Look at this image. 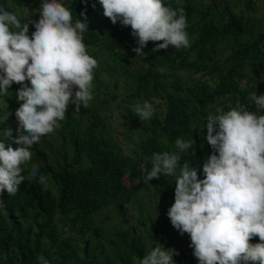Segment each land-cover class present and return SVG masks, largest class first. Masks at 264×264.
Wrapping results in <instances>:
<instances>
[{"label": "trees", "instance_id": "1", "mask_svg": "<svg viewBox=\"0 0 264 264\" xmlns=\"http://www.w3.org/2000/svg\"><path fill=\"white\" fill-rule=\"evenodd\" d=\"M172 2L163 0L183 9L190 46L153 51L162 41H150L145 54L136 55L130 26L112 24L98 0H74L73 20L87 16L83 43L98 62L93 99L78 111L69 105L61 126L30 149L18 192L0 193V264H43L40 256L48 264H139L158 244L177 241L174 233L182 238L167 216L174 179L160 175L145 182L142 168L151 169L154 153L177 151V138L193 139V147L179 153V166L187 162L203 179L212 153L207 114L238 104L257 111L249 94H264V0ZM38 6L39 0H0V8L18 12L22 24ZM248 11L260 13L256 32ZM33 31L29 24V36ZM13 96L0 95V141L15 148L22 130ZM144 101L155 108L147 121L134 114L135 104ZM102 107L117 114L103 115ZM32 165L39 172L28 178ZM173 257L178 264H198L193 252Z\"/></svg>", "mask_w": 264, "mask_h": 264}, {"label": "clouds", "instance_id": "2", "mask_svg": "<svg viewBox=\"0 0 264 264\" xmlns=\"http://www.w3.org/2000/svg\"><path fill=\"white\" fill-rule=\"evenodd\" d=\"M98 2L112 24L130 26L136 55L145 54L142 49L150 41H162L153 51L190 46L183 9L165 6L163 0ZM38 10L39 19L33 20ZM10 11L0 8V95L12 91L20 102L15 116L22 134L14 140L15 148L0 141V193L15 195L26 179L22 165L31 161L32 146L61 126L70 104L77 111L89 106L98 62L83 43L88 30L83 12V19L73 20L61 0H43L22 24V16ZM29 24L34 26L31 36ZM13 83L20 85L16 93L10 89ZM249 99L257 111L238 104L207 114L205 139L212 153L203 163V179L187 162L179 166V153L192 148L193 139L177 138V151L154 153L151 169L142 168L145 182L160 175L174 179V203L167 216L182 238L191 241L198 264H264V114H258L264 112V94L253 92ZM154 112L148 101L135 104L141 121ZM38 172L32 165L28 178ZM39 182L46 186V177L40 175ZM254 237L260 242L250 243ZM174 255V249L158 244L139 264H174ZM39 259L48 264L43 256Z\"/></svg>", "mask_w": 264, "mask_h": 264}, {"label": "rangeland", "instance_id": "3", "mask_svg": "<svg viewBox=\"0 0 264 264\" xmlns=\"http://www.w3.org/2000/svg\"><path fill=\"white\" fill-rule=\"evenodd\" d=\"M251 1L253 4H261V0H248ZM43 0H39L40 5L42 4ZM61 2L64 3L65 7H68L70 10L74 9L75 3L74 0H61ZM235 4L239 3L240 0H234ZM177 3V2H176ZM249 15L252 18V22L249 25V28L251 30H253L254 32H256L259 28V22H258V18H260V13L257 11L256 13H252L251 11H248ZM101 114L105 115V114H117V109L115 108H106V107H102L100 109ZM172 230L178 232V230L174 229L173 227H171ZM174 235L177 238V241H170L167 245L165 244L163 247L165 249H174L177 253L184 251V252H193V249L189 246L191 242H189L187 239H182L181 237L177 236L175 233ZM174 258V264H178L177 263V258Z\"/></svg>", "mask_w": 264, "mask_h": 264}]
</instances>
